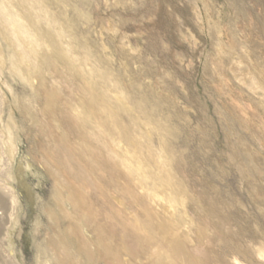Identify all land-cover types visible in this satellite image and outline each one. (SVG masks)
<instances>
[{"label":"rangeland","instance_id":"rangeland-1","mask_svg":"<svg viewBox=\"0 0 264 264\" xmlns=\"http://www.w3.org/2000/svg\"><path fill=\"white\" fill-rule=\"evenodd\" d=\"M0 264H264V0H0Z\"/></svg>","mask_w":264,"mask_h":264},{"label":"bare ground","instance_id":"bare-ground-1","mask_svg":"<svg viewBox=\"0 0 264 264\" xmlns=\"http://www.w3.org/2000/svg\"><path fill=\"white\" fill-rule=\"evenodd\" d=\"M21 42H22V40H21Z\"/></svg>","mask_w":264,"mask_h":264}]
</instances>
